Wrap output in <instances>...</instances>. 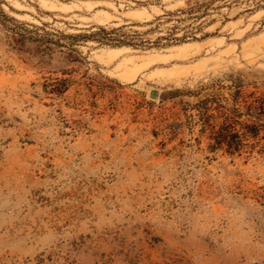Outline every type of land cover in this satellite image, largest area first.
<instances>
[{
    "label": "rangeland",
    "instance_id": "374dc122",
    "mask_svg": "<svg viewBox=\"0 0 264 264\" xmlns=\"http://www.w3.org/2000/svg\"><path fill=\"white\" fill-rule=\"evenodd\" d=\"M100 27L139 46L67 38ZM238 85L264 0H0V264H264V156L199 115Z\"/></svg>",
    "mask_w": 264,
    "mask_h": 264
},
{
    "label": "trees",
    "instance_id": "16d2710c",
    "mask_svg": "<svg viewBox=\"0 0 264 264\" xmlns=\"http://www.w3.org/2000/svg\"><path fill=\"white\" fill-rule=\"evenodd\" d=\"M12 20L18 22L16 19ZM122 29L109 31L100 27L99 31L90 36L77 34L67 35V38L75 42L87 38L118 47L139 46L125 34H120ZM48 42L61 46L59 41L54 39ZM59 83V86L51 87L49 92L63 94L68 89V80L63 79ZM199 108L203 122L202 130H211V149H226L229 155L234 156L242 155L243 151L249 148L250 153L258 150V153L264 156V93H245L243 85H238L227 105L218 99L206 98Z\"/></svg>",
    "mask_w": 264,
    "mask_h": 264
},
{
    "label": "bare ground",
    "instance_id": "6f19581e",
    "mask_svg": "<svg viewBox=\"0 0 264 264\" xmlns=\"http://www.w3.org/2000/svg\"><path fill=\"white\" fill-rule=\"evenodd\" d=\"M179 47H181V46H179ZM125 51V48H120V49H118V48H115V49H108V53H107V56L109 57V58H111V59H116L117 57H119V56H121V54L123 53ZM182 54V52H180V55ZM174 56V54H169V55H164V56H152V55H150V56H148V57H146V58H148V61L145 63V65H149V64H152V63H154V62H156L157 60H169L170 58H172ZM104 57V56H103ZM108 57H107V59H108ZM127 58V57H126ZM129 61H127V62H130V61H132V59L130 58V59H128ZM108 61H109V59H108ZM111 61V60H110ZM139 67H141V65L139 66ZM135 68H137L136 70H138V67H135ZM131 71V70H130ZM128 73V72H127Z\"/></svg>",
    "mask_w": 264,
    "mask_h": 264
}]
</instances>
